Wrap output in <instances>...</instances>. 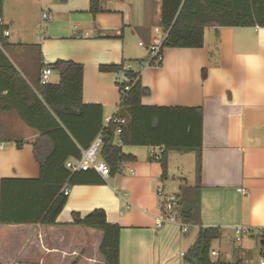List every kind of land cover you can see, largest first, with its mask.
Returning a JSON list of instances; mask_svg holds the SVG:
<instances>
[{
  "label": "crops",
  "instance_id": "0c3cea01",
  "mask_svg": "<svg viewBox=\"0 0 264 264\" xmlns=\"http://www.w3.org/2000/svg\"><path fill=\"white\" fill-rule=\"evenodd\" d=\"M157 1L161 2L102 0L101 11L92 15L90 0H32L31 5L27 0H2L0 21L8 35L3 36L1 49L35 91L42 61L82 64V102L99 104L105 123L117 112L120 98L117 74L100 66L139 64L146 59L142 49L147 51L151 42ZM43 11L50 19L42 18ZM138 71L140 83L149 89L141 98L143 105L202 110L198 211L190 229L218 227L221 235L216 240L227 246V240L234 241V226L251 229L244 245L226 246L223 251L211 248L222 262L243 263L256 246L261 253L264 27H206L202 47L163 48L160 65ZM38 137L15 110L0 111V180L38 177L33 154ZM121 151L132 160L121 163L103 184L68 186L56 224H0V264H102L98 250L102 233L72 224L71 217L72 212L84 216L96 208L104 210L109 223L120 226L118 264H182L180 254L196 236L187 238L175 224L156 226V191L177 195L180 186H194L195 153L168 151L162 179L151 147L124 145ZM174 152L179 175L168 187L164 180Z\"/></svg>",
  "mask_w": 264,
  "mask_h": 264
},
{
  "label": "trees",
  "instance_id": "16d2710c",
  "mask_svg": "<svg viewBox=\"0 0 264 264\" xmlns=\"http://www.w3.org/2000/svg\"><path fill=\"white\" fill-rule=\"evenodd\" d=\"M101 1L90 0L92 15L101 11ZM159 26L167 32L162 49L200 48L206 27H264V0H161ZM4 30L5 26L0 24V111L15 110L26 125L39 133L33 143L39 174L37 178L0 180V224H56L67 199L62 193L64 187L103 184L104 180L92 170L72 173L65 167L67 159L79 157L81 150L99 134L102 142L99 157L107 164L109 175L117 173L121 163L132 160V156L121 151L124 145L162 146L164 151L158 158L162 179L166 176L168 151L194 152L196 184L180 186L177 193L181 220L194 225L201 172V108L143 105L141 98L149 94V89L138 78L117 112L125 122L105 124L99 104L82 102V64L66 60L48 63L58 80L38 83L35 91L2 52ZM121 67L122 64L100 66V69L116 73ZM134 74L127 73L129 77ZM114 139L120 144H114ZM71 217L72 224L102 233L98 247L102 264H118L120 226L109 223L101 208L84 216L72 212ZM220 235L218 227H198L182 264H243L241 260H211V243ZM260 237L264 240L263 235ZM260 248L264 255V242Z\"/></svg>",
  "mask_w": 264,
  "mask_h": 264
},
{
  "label": "built area",
  "instance_id": "2783aa9c",
  "mask_svg": "<svg viewBox=\"0 0 264 264\" xmlns=\"http://www.w3.org/2000/svg\"><path fill=\"white\" fill-rule=\"evenodd\" d=\"M42 18L44 20L50 19L48 13L46 11L42 12ZM0 24L2 22L0 21ZM167 32L163 31L160 27H156L153 29V35L151 37V42L147 49V57L146 59L138 64V68L134 69L131 63H125L122 65L121 69L116 72L117 80L116 86L118 89V95L120 98L117 112L120 109V103L123 97L126 95V92L131 88V86L136 82L139 78V71L143 66L148 65H158V63L162 60V44L166 37ZM8 31H3V36H7ZM139 45H142L139 43ZM41 68L39 72V84L44 85L48 83V78L52 73L51 68L48 65V62L42 61ZM128 72L135 73V76L129 77L127 75ZM117 112L109 116L105 119V124L109 122H115L117 124H123L125 122L124 118L118 117ZM120 129H116V133H119ZM101 137L98 134L92 142L88 145L87 148L82 149L80 152V156L77 158H69L65 162V167L70 172H79V171H88L92 170L96 172L103 180L109 176V168L107 164L100 159L99 157V149L101 146ZM114 144H120L118 139L113 140ZM1 148V144H0ZM164 149L162 146L151 147V152L159 158L163 153ZM239 191H243L242 189H238ZM63 195L67 196L69 193V188L64 187L62 190ZM157 194V204H158V214L156 217V226L159 227L166 223L175 224L179 227L181 233H188L191 224L183 222L180 218V206L178 197L176 194L170 193L165 194L162 189L158 188L156 191ZM234 234V241L239 242L243 237L248 235L251 232V229L243 226H234L232 228ZM215 252L211 251V255H214ZM184 253H181L180 256L183 257ZM259 264H264L263 261H260Z\"/></svg>",
  "mask_w": 264,
  "mask_h": 264
},
{
  "label": "rangeland",
  "instance_id": "374dc122",
  "mask_svg": "<svg viewBox=\"0 0 264 264\" xmlns=\"http://www.w3.org/2000/svg\"><path fill=\"white\" fill-rule=\"evenodd\" d=\"M31 2H32V0H27V3L29 5H31ZM156 3H157V12H156V15L153 18V22L150 26V35L151 36L153 35V29L156 27H159V4L160 3L158 1ZM165 48H169V47H165ZM142 50H143V52H147L145 49H142ZM127 63H131L133 65V68L137 69L138 63H136V61H128ZM55 80H57V75H56V73H53L49 76L48 81L52 82ZM176 156H178V153H176V152L170 153L169 170H167V176L168 177L166 180H164L166 182V184L168 185V187H172L173 180H175L174 177L179 175L176 172L177 171V163H178ZM196 234H197V228L192 227L190 229V231L186 234V236L189 239H194ZM232 237L234 238V234ZM248 240L249 239L247 237H243L242 242H236V241L228 242V240H227V244L230 247H232V246L237 247L238 245H244L246 242H248ZM185 242H186V240H185ZM226 246L227 245H224L223 242L219 243L218 240H213L211 243V248L215 249V250H218L220 248V250L223 251L224 249H226ZM228 246H227V248H229ZM210 258L212 261H214V260L218 259V256L211 255ZM260 261L264 262V255L259 253L258 246H256V247L250 248L249 254L243 260V264H259Z\"/></svg>",
  "mask_w": 264,
  "mask_h": 264
},
{
  "label": "water",
  "instance_id": "95a60500",
  "mask_svg": "<svg viewBox=\"0 0 264 264\" xmlns=\"http://www.w3.org/2000/svg\"><path fill=\"white\" fill-rule=\"evenodd\" d=\"M264 242V240H261V243H263Z\"/></svg>",
  "mask_w": 264,
  "mask_h": 264
}]
</instances>
